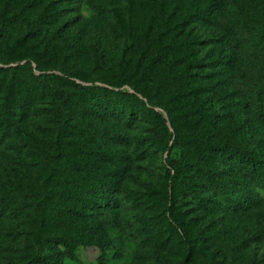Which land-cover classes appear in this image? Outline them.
I'll list each match as a JSON object with an SVG mask.
<instances>
[{
    "label": "rangeland",
    "instance_id": "374dc122",
    "mask_svg": "<svg viewBox=\"0 0 264 264\" xmlns=\"http://www.w3.org/2000/svg\"><path fill=\"white\" fill-rule=\"evenodd\" d=\"M199 1L180 0L170 9L167 0H0V56L8 67L29 60L34 75L62 78L56 93L33 92L25 101L24 85H12L25 77L0 76V117L14 112L10 137L0 140V264L264 259V220L257 223L264 189L254 187L260 201L242 208L224 202L241 194L219 191L244 181L246 163L222 146L264 153V123L243 104L251 94L252 46L264 42V0H233L208 16L196 11ZM237 37L242 42L231 47ZM83 87L135 89L161 105L165 111L155 110L168 121L171 149H161L152 126L128 104L117 101L114 113L102 117V98ZM9 142L25 146L11 149ZM6 156L22 159L27 170ZM167 160L186 184L173 213L172 199L138 203L131 196L161 198ZM96 170L120 186L106 205L86 189ZM90 213L111 243L104 252L78 235Z\"/></svg>",
    "mask_w": 264,
    "mask_h": 264
},
{
    "label": "trees",
    "instance_id": "16d2710c",
    "mask_svg": "<svg viewBox=\"0 0 264 264\" xmlns=\"http://www.w3.org/2000/svg\"><path fill=\"white\" fill-rule=\"evenodd\" d=\"M180 0H167L168 7L173 9ZM228 2L233 0H200L196 7V11L202 16H208L215 11L223 9ZM244 30L252 31L253 27L243 25ZM242 41L239 38L231 40V47H236ZM250 59V75H248V82L250 85L251 94L249 97L243 100V104L249 109L251 114L256 118L259 123H264V42H255L252 46V52L249 56ZM30 61L28 60L25 65L17 67H8L10 61L5 57L0 56V76L6 77L8 75L20 74L25 77V80L16 78L12 85L18 86L24 85L23 95L24 100H30L33 92L47 91L49 93H56L59 89L56 82L61 77L55 74L40 73L34 75L28 68H30ZM39 71V67L36 65L35 72ZM106 86L110 84H105ZM88 93L96 98H102L97 104L100 107V114L102 117L111 115L114 113L116 102L118 105L128 104L136 114L141 116L145 121L152 126L153 139L165 152L171 149L169 143V131L167 128L168 121L155 110L159 108L161 111L165 109L150 101L146 102V97H138L141 92L133 90L134 93H122L120 91H113L106 87H83ZM112 100H116L112 102ZM23 102V101H22ZM21 102V103H22ZM21 106V105H20ZM63 109L56 110L55 115L58 117V122L62 119ZM90 111H92L90 109ZM14 112L12 109L4 110L0 117V140H7L10 137V124L13 122ZM65 120H62L64 123ZM8 147L11 149H21L25 144L19 142H9ZM221 151L228 155L239 154L245 156V165L241 167V174L244 177L243 182H227L226 186L220 188L223 197L226 194H241L238 200L226 199L225 203L237 208L251 203H257L260 201V197L254 192V187L264 189V153H250L245 151L241 146L237 144H226L222 146ZM6 159L17 168L22 171L27 170V164L20 158H12L6 156ZM168 164L167 175L168 185L166 191L163 193L164 198H154L149 193H132L131 196L138 203H160L165 201L168 203L169 199H172L170 205L167 204V208L170 213H173L175 206L173 205L174 199L182 193L186 184L181 170L174 168L172 163L167 160ZM209 171H212L211 169ZM20 173V172H19ZM22 176L23 174L20 173ZM1 188V187H0ZM87 191L93 196H97L100 205L108 204L113 198L112 193L120 190L119 183L113 180L110 173L103 170H96L93 174L92 181L87 185ZM228 192V193H227ZM224 193V194H223ZM89 209H91L89 207ZM257 223H261L264 218L258 216ZM78 235L84 241L92 246H97L102 252L111 247V243L106 233L101 229L100 223L94 213L87 214L85 216V227L78 232ZM252 264H264V259L256 261Z\"/></svg>",
    "mask_w": 264,
    "mask_h": 264
}]
</instances>
